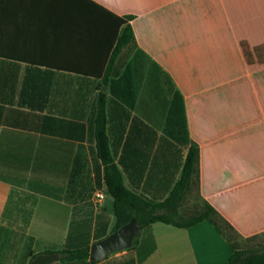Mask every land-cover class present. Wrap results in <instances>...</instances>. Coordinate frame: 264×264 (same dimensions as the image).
Returning a JSON list of instances; mask_svg holds the SVG:
<instances>
[{"label": "crops", "instance_id": "0c3cea01", "mask_svg": "<svg viewBox=\"0 0 264 264\" xmlns=\"http://www.w3.org/2000/svg\"><path fill=\"white\" fill-rule=\"evenodd\" d=\"M126 27L133 40L111 64ZM246 53L262 65L251 68ZM101 92L127 186L158 194L179 179L183 153L167 128L180 94L201 197L243 247L263 240L264 0H0V264H31L67 241L91 247L115 231L97 138ZM231 253L208 221L157 222L102 260L59 253L53 264H228Z\"/></svg>", "mask_w": 264, "mask_h": 264}, {"label": "trees", "instance_id": "16d2710c", "mask_svg": "<svg viewBox=\"0 0 264 264\" xmlns=\"http://www.w3.org/2000/svg\"><path fill=\"white\" fill-rule=\"evenodd\" d=\"M133 40L129 27L124 29L122 36L113 51L111 64L118 51ZM247 61L251 68H257L262 63H255L248 53ZM107 95L99 93L97 101V138L99 146L100 163L104 167V181L107 192L114 200L116 217L115 230L128 224L133 217L142 228H147L160 222L179 228H192L204 221H208L223 234L230 242L232 253L228 264H264V234L263 240L257 241L259 236L247 238V243L255 242L253 246L243 247L237 240L239 237L234 228L219 214V212L200 195L199 146L188 134L185 106L180 94H175L170 103V118L167 128L174 145L182 152L181 175L176 182H171L169 192L149 194L139 191L137 186L126 185L125 179L118 164L114 161L107 136ZM134 183V181H133ZM196 192L198 203L189 206L187 201L193 192ZM10 202V199H9ZM8 205L4 216L6 217ZM138 241L134 240L133 245ZM61 258L87 259L90 257V247L70 248L67 241L65 248L59 251Z\"/></svg>", "mask_w": 264, "mask_h": 264}, {"label": "water", "instance_id": "95a60500", "mask_svg": "<svg viewBox=\"0 0 264 264\" xmlns=\"http://www.w3.org/2000/svg\"><path fill=\"white\" fill-rule=\"evenodd\" d=\"M142 229L137 223V219L133 217L128 224L115 230L109 236L94 242L90 247V259L99 261L111 253L132 247L134 240L140 236ZM59 257L60 255L57 252L40 254L32 260L31 264H53Z\"/></svg>", "mask_w": 264, "mask_h": 264}, {"label": "built area", "instance_id": "2783aa9c", "mask_svg": "<svg viewBox=\"0 0 264 264\" xmlns=\"http://www.w3.org/2000/svg\"><path fill=\"white\" fill-rule=\"evenodd\" d=\"M104 197H105V190L104 189H97L95 192H94V196H93V200L96 204H101L104 200Z\"/></svg>", "mask_w": 264, "mask_h": 264}, {"label": "rangeland", "instance_id": "374dc122", "mask_svg": "<svg viewBox=\"0 0 264 264\" xmlns=\"http://www.w3.org/2000/svg\"><path fill=\"white\" fill-rule=\"evenodd\" d=\"M197 194H196V192L194 191L193 193H192V195L190 196V198L188 199V201H187V203H188V205L189 206H192V204L193 203H198L199 201L197 200V196H196Z\"/></svg>", "mask_w": 264, "mask_h": 264}]
</instances>
